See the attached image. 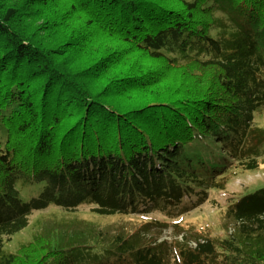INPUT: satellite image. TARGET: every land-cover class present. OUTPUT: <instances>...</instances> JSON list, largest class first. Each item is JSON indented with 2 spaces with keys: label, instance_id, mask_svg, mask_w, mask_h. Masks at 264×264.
<instances>
[{
  "label": "trees",
  "instance_id": "16d2710c",
  "mask_svg": "<svg viewBox=\"0 0 264 264\" xmlns=\"http://www.w3.org/2000/svg\"><path fill=\"white\" fill-rule=\"evenodd\" d=\"M14 1L0 0V264H264V189L227 208L237 240L206 237L197 250L141 245L137 234L104 250L40 235L4 253L37 213L175 221L223 189L233 167L257 171L264 0L65 1L48 20L57 36L64 26L54 40L34 17L22 22L48 0Z\"/></svg>",
  "mask_w": 264,
  "mask_h": 264
},
{
  "label": "rangeland",
  "instance_id": "374dc122",
  "mask_svg": "<svg viewBox=\"0 0 264 264\" xmlns=\"http://www.w3.org/2000/svg\"><path fill=\"white\" fill-rule=\"evenodd\" d=\"M65 1L67 4H73L74 2L72 0H48L43 4V1H36L35 5L31 9H28L29 14L22 17V22H26V18L34 17L32 21L33 27L35 26L40 31L48 32L44 36L47 37L50 34L53 40L57 37L61 39L62 34L60 36V31H63L64 26L58 30L59 36H57L58 33L53 32L54 28L48 24V20L51 21L52 16H57V4L64 6ZM170 1L172 2L173 0ZM14 2L18 7H22L27 3L26 0H16ZM74 3H78V1L76 0ZM166 6L178 9L177 3L166 4ZM64 11H66L65 7ZM59 14L61 13L59 12ZM214 17L222 22H224L223 19H226V16L221 12L215 13ZM70 19L72 20L73 18ZM63 24L68 26L66 21ZM68 27L74 29L72 26ZM91 28L98 29L99 27L95 25ZM217 32L218 30H215V33ZM83 34L90 36L88 31ZM91 35L90 37H93V42L96 41V45L99 44L97 42H100V38L105 39L104 32L100 34L94 31ZM87 36H83L81 41L83 38H87ZM64 43L61 41L58 42V45L65 46L68 49L67 51L74 50L72 49V45H63ZM102 53L104 54V52ZM119 61L117 60L116 63ZM91 69L92 67L90 68V72H92ZM180 76L182 84H191L189 76ZM183 87L190 88L188 86ZM191 88L197 89L200 87ZM256 127L264 132V109L256 117ZM259 154L261 156V158H258L260 167L257 171L248 173V171L242 170L244 167H233L225 175L224 181L221 182L223 189L209 190V199L201 208L184 215L178 220L169 221L157 214L100 218L95 216L92 213V209L88 207L71 213L51 209L47 212L33 215L31 217V224L26 230L6 239L4 253L15 254L20 247L31 243L34 238L40 235H44L45 237L52 235L64 236L65 241L69 240L68 237H76V239L83 237L87 245L95 246L96 250L99 248H103L104 250L105 246L111 245L118 235H122L124 239H129L131 235L137 234L138 237H135V239L138 240L140 238L139 242H141V245H144V241L145 243L153 245L156 242L161 243L163 241L169 243L206 241V237L219 240H237L236 231L240 224L226 220L225 212L229 206L236 204L244 197L264 189V143L259 148ZM158 221L166 222L170 225H177L178 227L168 226L163 229L157 225ZM98 234L102 235L99 236ZM182 236L184 240L180 239Z\"/></svg>",
  "mask_w": 264,
  "mask_h": 264
}]
</instances>
